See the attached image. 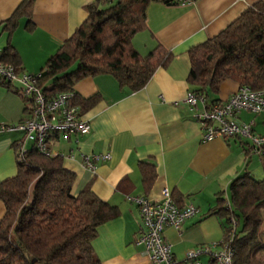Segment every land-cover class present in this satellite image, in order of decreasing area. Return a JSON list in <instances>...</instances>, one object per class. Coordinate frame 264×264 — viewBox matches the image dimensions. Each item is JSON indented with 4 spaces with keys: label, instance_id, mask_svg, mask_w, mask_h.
<instances>
[{
    "label": "crops",
    "instance_id": "1",
    "mask_svg": "<svg viewBox=\"0 0 264 264\" xmlns=\"http://www.w3.org/2000/svg\"><path fill=\"white\" fill-rule=\"evenodd\" d=\"M23 0H0L1 49L8 39L3 28ZM96 0H34L31 24L17 17L10 34L22 72L36 74L59 46L86 18L85 5ZM260 0H187L174 5L150 2L145 27L132 37V46L142 56L159 47L162 56L145 85L131 91L120 87L110 74L78 80V98L96 96V102L80 117L89 121L90 131L79 135L58 132L50 150L62 157L63 166L75 180L72 193L89 188L97 197L117 207L118 215L98 227L92 248L100 264H151L143 246L134 243L142 233L137 204L131 197L158 200L167 188L176 204L197 209L179 230L166 226L163 237L171 244L174 258L197 246L219 242L224 236L223 217L212 213L218 196L229 202V184L244 173L264 178V158L250 154L245 138L217 136L202 141V130L192 117L184 97L190 91L187 76L189 50L217 35L248 7ZM14 86L0 85V124L16 123L29 116V104ZM239 88L232 80L219 86L214 98L226 100ZM79 109V108H78ZM235 120L251 123L255 134L264 136V113L241 111ZM19 132L0 133V182L16 173L14 141ZM108 154L94 160L91 172L84 155ZM152 164L154 178L146 191L140 163ZM0 200V219L4 214ZM264 227V226H262ZM264 240V237H262ZM200 261L209 262L207 255Z\"/></svg>",
    "mask_w": 264,
    "mask_h": 264
},
{
    "label": "trees",
    "instance_id": "2",
    "mask_svg": "<svg viewBox=\"0 0 264 264\" xmlns=\"http://www.w3.org/2000/svg\"><path fill=\"white\" fill-rule=\"evenodd\" d=\"M33 1L23 0L4 21L9 37L18 16L25 15L26 26L31 24ZM153 1L182 3L96 0L85 5L86 18L36 73L45 96L71 93L70 104L79 113L97 100L96 96L78 98L74 92L75 83L86 76L110 74L120 87L142 88L169 57L164 58L159 47L142 56L132 46V37L145 27L146 7ZM9 37L0 59L21 71ZM189 60L187 82L191 91L204 96L206 106L222 102L214 97L225 80L236 82L239 88H264V0L248 7L217 35L192 47ZM16 162L15 175L0 182L5 209L0 219V264H100L92 242L98 227L118 215L117 207L89 188L72 193L75 175L63 166L59 155L30 148ZM139 167L147 191L154 170L145 162ZM217 202L212 213L223 217V237L233 230V264H264V178L248 173L235 177L229 184V202L221 196Z\"/></svg>",
    "mask_w": 264,
    "mask_h": 264
},
{
    "label": "built area",
    "instance_id": "3",
    "mask_svg": "<svg viewBox=\"0 0 264 264\" xmlns=\"http://www.w3.org/2000/svg\"><path fill=\"white\" fill-rule=\"evenodd\" d=\"M187 0H182L186 2ZM39 74H28L16 70L10 63L0 59V85L14 86L22 99L29 104V116L16 123H1L0 133L19 132L21 137L14 142L16 161H22L30 148L44 155L52 154V136L58 132L84 135L90 131V123L80 117L78 108L70 104L71 93L61 92L48 98L38 87ZM192 117L202 130V141H210L217 136L245 138L253 155L264 157V136L255 134L251 123H238L235 118L241 111L255 115L264 113V88L252 90L240 87L226 100L207 105L204 96L188 91L184 97ZM108 158V154L84 155V165L93 172L94 160ZM138 207V215L143 231L134 240L143 246V252L151 264H233L234 250L231 245L233 230L226 233L219 242L194 247L185 253L182 260L174 258L171 244L163 237L166 226L176 230L193 216L196 208L192 204L180 207L173 200L169 190L163 188L158 200L146 196L131 197ZM232 224H234L232 222ZM207 255L209 262L200 261Z\"/></svg>",
    "mask_w": 264,
    "mask_h": 264
},
{
    "label": "rangeland",
    "instance_id": "4",
    "mask_svg": "<svg viewBox=\"0 0 264 264\" xmlns=\"http://www.w3.org/2000/svg\"><path fill=\"white\" fill-rule=\"evenodd\" d=\"M0 45H2V38H0Z\"/></svg>",
    "mask_w": 264,
    "mask_h": 264
}]
</instances>
